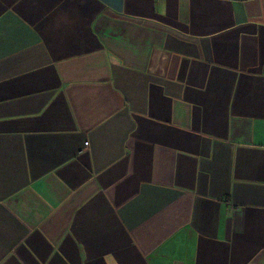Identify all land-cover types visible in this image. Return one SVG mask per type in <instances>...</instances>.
<instances>
[{"label":"crops","instance_id":"0c3cea01","mask_svg":"<svg viewBox=\"0 0 264 264\" xmlns=\"http://www.w3.org/2000/svg\"><path fill=\"white\" fill-rule=\"evenodd\" d=\"M0 264H264V0H0Z\"/></svg>","mask_w":264,"mask_h":264}]
</instances>
